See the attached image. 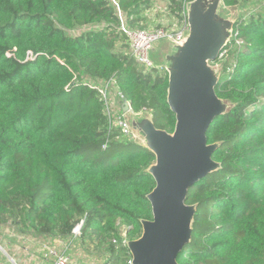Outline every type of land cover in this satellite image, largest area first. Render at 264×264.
Instances as JSON below:
<instances>
[{
  "label": "trees",
  "instance_id": "trees-1",
  "mask_svg": "<svg viewBox=\"0 0 264 264\" xmlns=\"http://www.w3.org/2000/svg\"><path fill=\"white\" fill-rule=\"evenodd\" d=\"M115 1L0 0V228L68 239L83 222L80 242L101 264H132L125 241L153 218L147 168L156 156L117 139V128L111 136L91 80L115 79L158 128L173 131L176 115L168 72L146 70L123 44V21L145 28L155 0ZM165 1L182 21L190 0ZM222 54L216 92L235 105L208 130L209 143L221 142L213 158L222 166L189 190L198 209L180 264H264V8L241 16ZM125 144L133 148L112 162L98 159Z\"/></svg>",
  "mask_w": 264,
  "mask_h": 264
},
{
  "label": "water",
  "instance_id": "water-1",
  "mask_svg": "<svg viewBox=\"0 0 264 264\" xmlns=\"http://www.w3.org/2000/svg\"><path fill=\"white\" fill-rule=\"evenodd\" d=\"M244 1L190 0V30L182 40L153 43L150 58L169 75L168 103L176 115L173 131L158 128L149 110L135 111L126 97L118 101L131 141L152 151L156 160L147 171L156 186L148 194L153 218L142 219L140 237L127 241L132 264H180L178 254L191 243L198 203H187L189 190L222 164L213 158L221 142H208L216 117L235 103L221 98L216 87L223 64L214 66L233 39L237 12Z\"/></svg>",
  "mask_w": 264,
  "mask_h": 264
},
{
  "label": "rangeland",
  "instance_id": "rangeland-1",
  "mask_svg": "<svg viewBox=\"0 0 264 264\" xmlns=\"http://www.w3.org/2000/svg\"><path fill=\"white\" fill-rule=\"evenodd\" d=\"M154 14L149 18V21L145 28H159L167 27L172 30L181 29V20L176 19L172 16L169 9L167 8V3L164 0H156ZM244 1V6H242L237 12L238 18L240 19L242 15L247 18L251 16L257 10L264 8V0H242ZM152 12V10H151ZM95 28V26H94ZM83 29H78L73 34H79ZM122 43L120 42L119 45ZM123 44L128 52H130L129 41L126 37V42ZM225 54V53H224ZM222 54L219 59L213 63L214 66H219L223 64V71L221 77L224 74V67L227 62V57ZM154 64V58H151ZM90 80V79H89ZM93 84H98L100 81L95 82L91 80ZM106 85L107 82L100 84ZM110 89L112 90L113 99H111V106L115 114L119 112V108L116 107L118 102L117 95H115L116 87L111 84ZM124 139V138H123ZM125 141H128L126 139ZM129 143V142H127ZM133 148L132 144H125L121 146H111L108 152L101 154L98 159L105 160L107 162H112L115 157L121 152L129 151ZM89 151L86 153V156ZM128 223H122V229L126 234V227ZM69 248L67 250L72 261L71 264H101L102 260L94 252H89L82 246L80 239L71 240V238L64 239L60 237H37L32 234H21L20 232L14 230L11 226H6L0 228V264H52L53 257L50 255L51 250L58 249L61 251L63 249Z\"/></svg>",
  "mask_w": 264,
  "mask_h": 264
},
{
  "label": "built area",
  "instance_id": "built-area-1",
  "mask_svg": "<svg viewBox=\"0 0 264 264\" xmlns=\"http://www.w3.org/2000/svg\"><path fill=\"white\" fill-rule=\"evenodd\" d=\"M114 2L116 1L114 0ZM183 15H184V18L181 22L180 30H172L167 27H159V28L135 27V28H132L123 21L121 29H122V32L126 35L127 40L129 41L130 54H132V56L139 63H141V65L144 66L146 70H151L153 68H160L154 64V62L150 58V53H149L155 41H158L163 38L180 41L183 39L185 34L189 32L190 25H189L188 15H187L186 10L183 13ZM104 82L105 81H101L99 85L96 83L93 85L99 88L105 100L106 113L108 114V117H109V124H108L109 133L112 136L113 130L117 128L120 131L118 134H116L117 139L121 138L122 140L123 138H126V139L131 140V132H130L128 123L124 118L121 108L118 106V102L116 104V107H118L120 110L117 114H115L111 106V104H113L111 101V99H113L112 90L110 89L111 84L115 85L116 87L115 95H117L118 101L120 98L124 96V94H122L121 91L118 89L115 79L106 81L107 84L101 85L100 87V84ZM109 144H110V139H107V141L103 144V148L104 149L108 148ZM82 225H83V222L79 223L74 228L73 234L70 237L72 241L80 238L82 234ZM125 242L127 243V241ZM68 249L69 248H66L61 251H58V249L51 250L50 255L53 257L52 264H71L72 259L67 252Z\"/></svg>",
  "mask_w": 264,
  "mask_h": 264
},
{
  "label": "crops",
  "instance_id": "crops-1",
  "mask_svg": "<svg viewBox=\"0 0 264 264\" xmlns=\"http://www.w3.org/2000/svg\"><path fill=\"white\" fill-rule=\"evenodd\" d=\"M165 1V0H164ZM155 2V4H154V8H155V5H156V3H157V1L155 0L154 1ZM153 8V9H154ZM152 9V12H151V10L150 11H148L147 13H146V16L148 17V20H149V18H151V16H153V14H154V10Z\"/></svg>",
  "mask_w": 264,
  "mask_h": 264
}]
</instances>
